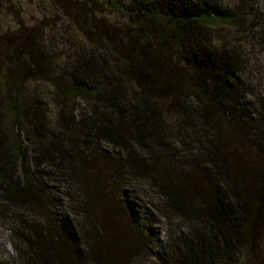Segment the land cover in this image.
I'll use <instances>...</instances> for the list:
<instances>
[{
  "label": "trees",
  "instance_id": "obj_1",
  "mask_svg": "<svg viewBox=\"0 0 264 264\" xmlns=\"http://www.w3.org/2000/svg\"><path fill=\"white\" fill-rule=\"evenodd\" d=\"M106 4L125 24L81 28L88 54L68 76L0 36V224L13 248L0 264H264V88L211 40L246 15L219 0ZM78 14L65 17L91 25ZM157 218L175 225L164 244Z\"/></svg>",
  "mask_w": 264,
  "mask_h": 264
},
{
  "label": "rangeland",
  "instance_id": "obj_2",
  "mask_svg": "<svg viewBox=\"0 0 264 264\" xmlns=\"http://www.w3.org/2000/svg\"><path fill=\"white\" fill-rule=\"evenodd\" d=\"M107 0H0V36L5 42L14 48L21 45L32 48V51L39 55V58L49 57L55 67V73L68 76L70 70L76 64V59L82 57L88 51V44L84 39L82 31L86 27L89 36L96 35L95 27H100L101 19L113 23H124L127 20L123 12ZM122 4L125 0H119ZM131 0H126V2ZM222 9L227 14L246 15L243 25L233 27L222 22L212 26L211 40L216 46L227 45L236 48L241 55L245 65L246 79L258 89L264 88V0H219ZM90 12L87 17L84 10L79 11L80 6ZM250 6V7H249ZM249 7V8H248ZM77 10L79 18L86 17V22L91 25L71 24L65 17V12ZM247 9V10H245ZM235 14V15H236ZM65 17V19H64ZM245 18V17H244ZM88 20V21H87ZM33 28V29H32ZM82 28V29H81ZM93 28V29H92ZM20 35V37H19ZM18 36V37H16ZM88 37V36H87ZM89 40V39H88ZM39 45V46H38ZM9 47V46H8ZM32 69L36 68H31ZM32 84V83H31ZM33 89L39 96L45 98L52 105L56 95L48 83H35ZM77 109L84 107L81 99L75 98L70 102ZM153 225L154 234L161 237L160 242L164 244L166 237L171 234V229L164 225L159 218ZM157 223V224H156ZM7 252L13 254L12 244L8 231L0 224V255Z\"/></svg>",
  "mask_w": 264,
  "mask_h": 264
}]
</instances>
